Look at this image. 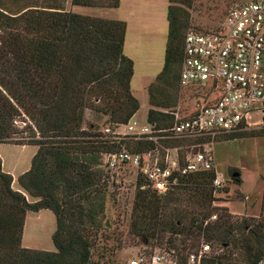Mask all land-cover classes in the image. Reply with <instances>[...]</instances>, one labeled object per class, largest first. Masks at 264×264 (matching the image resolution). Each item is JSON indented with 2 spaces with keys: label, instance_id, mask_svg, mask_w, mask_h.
<instances>
[{
  "label": "trees",
  "instance_id": "16d2710c",
  "mask_svg": "<svg viewBox=\"0 0 264 264\" xmlns=\"http://www.w3.org/2000/svg\"><path fill=\"white\" fill-rule=\"evenodd\" d=\"M191 1L168 0L164 66L147 89L146 123L154 130L173 125L170 112L178 100L183 44L190 31L189 15L181 6L190 8ZM66 2L0 0V144L37 148L29 170L16 179L19 191L13 190L14 179L3 171L0 158V264H112L92 259L106 229L110 173L104 156L122 149L145 156L158 148L145 139L117 141L103 132L108 126L127 125L140 108L131 92L134 64L123 53L127 24L67 11ZM69 2L75 7L108 10L121 5V0ZM215 86L191 88L213 92L208 103L212 104L219 98ZM88 113L93 120L87 118ZM18 118L30 132L25 143L15 140ZM245 135L264 136V131L216 139ZM160 142L176 146L194 141ZM214 176V171L185 176L172 191L158 195L141 188L146 183L139 175L130 234L143 245L155 243L159 249L158 245H165L167 251L175 252V264H186L192 241L198 244L201 238L222 249L208 260L210 264H260L264 222L235 223L226 209L219 208L217 221L204 226V220L215 212L190 215L185 209L214 204ZM43 210L50 211L56 221L52 252L21 246L27 214ZM119 246L101 250L113 253Z\"/></svg>",
  "mask_w": 264,
  "mask_h": 264
},
{
  "label": "rangeland",
  "instance_id": "374dc122",
  "mask_svg": "<svg viewBox=\"0 0 264 264\" xmlns=\"http://www.w3.org/2000/svg\"><path fill=\"white\" fill-rule=\"evenodd\" d=\"M250 0H192L191 7L181 6L189 15L190 31L212 32L219 29L224 22L228 10L238 4ZM167 4L168 0H121L120 8L107 10L100 8H82L71 6L69 0L65 10L77 14L113 18L127 24V33L123 53L134 64V74L131 81V92L138 100L140 108L134 118L139 127L147 125L148 86L155 82L164 66V53L167 38ZM179 80V79H178ZM178 100L171 111H178L181 117H188L200 107L206 106L213 99V92L200 88H181L176 85ZM87 118L94 119L92 114ZM105 117L102 121H105ZM17 135L15 140L29 139L21 118L15 121ZM253 131V130H248ZM261 131V130H255ZM245 132V131H244ZM242 133V132H240ZM205 150L215 161L220 174L225 177V187L216 196L215 205L210 208L186 206L190 215L209 211L221 214L216 209H226L235 223L246 220L249 223L264 222V136L245 135L233 139L218 138L206 142ZM37 148L34 146H18L0 144L2 169L13 178V190L19 191L16 179L29 170L31 160ZM240 173V182L232 178V173ZM136 174L131 168L117 171V176L108 184V196L105 204V234L103 240H97V246L92 253V259L98 262L110 261L112 264H129L130 260L140 254L151 255L159 247L155 243L143 245L141 240L129 232L130 213L136 187ZM246 198L249 200L246 201ZM29 201H32L27 197ZM204 210V211H203ZM103 222V223H104ZM56 230L54 215L43 210L38 213H28L25 219L23 248L38 251H55L52 235ZM100 236V235H99ZM105 239H108L106 241ZM204 241L200 239L198 244ZM194 252L199 245L192 241ZM114 248L103 254L102 248ZM214 249H219L216 242L210 243ZM161 250L165 245H158ZM198 246V247H197ZM164 248V249H163ZM104 256V257H103ZM168 259V257H167Z\"/></svg>",
  "mask_w": 264,
  "mask_h": 264
},
{
  "label": "built area",
  "instance_id": "2783aa9c",
  "mask_svg": "<svg viewBox=\"0 0 264 264\" xmlns=\"http://www.w3.org/2000/svg\"><path fill=\"white\" fill-rule=\"evenodd\" d=\"M213 83L219 98L188 117H181L178 111L170 112L173 125L169 128L139 127L133 120L125 126L106 127L104 134L113 140L145 139L158 147L145 156L125 149L105 155L104 165L110 180L117 176V171L131 168L136 179L140 175L145 180L142 189L165 195L185 176L214 171L211 186L215 197L225 187V177L205 150L206 143L201 141L248 130L264 131V0H250L231 7L215 31L186 34L179 86L187 89ZM161 140L194 142L166 146ZM262 197L264 201V190ZM217 218V214H212L204 220V226ZM221 253L222 249H214L202 241L187 255L186 264H210L208 260ZM174 259V251L159 249L151 255H137L129 264H175ZM260 264H264V259Z\"/></svg>",
  "mask_w": 264,
  "mask_h": 264
},
{
  "label": "water",
  "instance_id": "95a60500",
  "mask_svg": "<svg viewBox=\"0 0 264 264\" xmlns=\"http://www.w3.org/2000/svg\"><path fill=\"white\" fill-rule=\"evenodd\" d=\"M232 178L235 180V182L239 183L240 182V173L239 172L232 173Z\"/></svg>",
  "mask_w": 264,
  "mask_h": 264
},
{
  "label": "crops",
  "instance_id": "0c3cea01",
  "mask_svg": "<svg viewBox=\"0 0 264 264\" xmlns=\"http://www.w3.org/2000/svg\"><path fill=\"white\" fill-rule=\"evenodd\" d=\"M167 6H168V4H167ZM108 10V9H107ZM107 19H111V20H116V19H113V18H107ZM137 114V113H136ZM136 114H135V116L132 118V120H134V118L136 117ZM8 173V172H7ZM14 179V178H13ZM13 187V186H12Z\"/></svg>",
  "mask_w": 264,
  "mask_h": 264
}]
</instances>
